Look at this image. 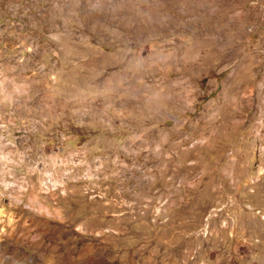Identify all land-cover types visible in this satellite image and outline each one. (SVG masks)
Returning a JSON list of instances; mask_svg holds the SVG:
<instances>
[{
	"label": "rangeland",
	"instance_id": "1",
	"mask_svg": "<svg viewBox=\"0 0 264 264\" xmlns=\"http://www.w3.org/2000/svg\"><path fill=\"white\" fill-rule=\"evenodd\" d=\"M8 80L0 264H264V0H0Z\"/></svg>",
	"mask_w": 264,
	"mask_h": 264
},
{
	"label": "crops",
	"instance_id": "2",
	"mask_svg": "<svg viewBox=\"0 0 264 264\" xmlns=\"http://www.w3.org/2000/svg\"><path fill=\"white\" fill-rule=\"evenodd\" d=\"M0 90V96L10 98L15 102L18 99V95L25 90V83L17 80H8L1 84Z\"/></svg>",
	"mask_w": 264,
	"mask_h": 264
},
{
	"label": "bare ground",
	"instance_id": "3",
	"mask_svg": "<svg viewBox=\"0 0 264 264\" xmlns=\"http://www.w3.org/2000/svg\"><path fill=\"white\" fill-rule=\"evenodd\" d=\"M52 183V182H51Z\"/></svg>",
	"mask_w": 264,
	"mask_h": 264
}]
</instances>
